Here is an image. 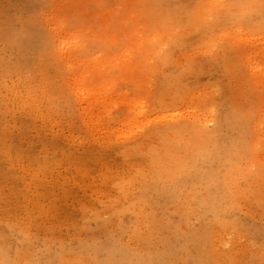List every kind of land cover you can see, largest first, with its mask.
<instances>
[{"label": "rangeland", "instance_id": "1", "mask_svg": "<svg viewBox=\"0 0 264 264\" xmlns=\"http://www.w3.org/2000/svg\"><path fill=\"white\" fill-rule=\"evenodd\" d=\"M0 264H264V0H0Z\"/></svg>", "mask_w": 264, "mask_h": 264}]
</instances>
